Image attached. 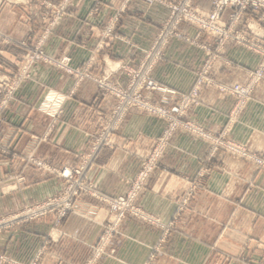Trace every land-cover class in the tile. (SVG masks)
Masks as SVG:
<instances>
[{"label": "crops", "instance_id": "0c3cea01", "mask_svg": "<svg viewBox=\"0 0 264 264\" xmlns=\"http://www.w3.org/2000/svg\"><path fill=\"white\" fill-rule=\"evenodd\" d=\"M117 3L118 0H104L99 20L94 22L86 16L87 0L76 1L77 16L61 22L52 38L62 41L64 46L69 44L67 51L74 58L78 55H87L88 58L98 47V27ZM196 4L210 8L211 0H196ZM168 13L160 5L132 3L121 22V28L131 24L123 30L131 44L119 41L108 48L101 45V67L115 70L123 60L137 66L143 51L156 40ZM229 13V10L225 12V21ZM250 16L249 13L243 23H256L264 35V19L258 22ZM180 28L186 34L194 33L187 24ZM200 42L210 43L212 38L203 35ZM205 55L201 47L192 46L182 38H173L165 48V58L153 68L152 77L159 88L149 92V97L156 102L175 103L194 85L195 71L203 64ZM258 60V55L230 43L222 49L221 60L215 64L212 74L222 84L242 82L246 79V70L255 68ZM113 78L127 82L120 71L113 73ZM49 87L68 94L71 92L65 102L64 116L55 123L37 108H31L33 103L42 100L43 90ZM233 104L231 96L221 99L214 91L208 90L202 105L192 108L187 118L194 119L208 130H220ZM114 107L115 99L101 96L92 80L77 81L53 67H38L35 80L18 91L8 110L15 128L8 129L5 144L24 156L42 158L52 166L78 165L87 161V175L97 184V190L105 196H118L125 191L123 180L138 170L143 156L163 132L165 121L132 109L116 129H108L106 122ZM26 120L32 123L30 128L21 126ZM230 136L246 144L251 151L264 148V81ZM208 149L205 142L177 130L161 160L164 167L154 171L139 204L164 222L171 221L187 186L185 176L190 178L196 174L208 155ZM24 165L23 161H4L7 168ZM212 166L206 189L197 194L182 214L158 264H217L221 259L220 249L244 253L253 264L264 263V171L251 169L245 160L220 155L213 158ZM23 174L26 186L20 191L0 194V214L61 194V180L54 174L30 167H25ZM75 199L73 209L53 229L51 254L46 261L83 264L109 221V209L104 201L84 193ZM53 218L49 215L24 229L20 239L22 245L25 243L23 247L28 238L35 239L36 243L42 238L43 231L51 230ZM122 230L123 240L116 255L104 257L99 264H143L158 238L152 227L130 217L125 220ZM8 234L3 233L0 252L12 246ZM248 240L259 243L255 245ZM179 251L185 257L179 258L176 255Z\"/></svg>", "mask_w": 264, "mask_h": 264}, {"label": "rangeland", "instance_id": "374dc122", "mask_svg": "<svg viewBox=\"0 0 264 264\" xmlns=\"http://www.w3.org/2000/svg\"><path fill=\"white\" fill-rule=\"evenodd\" d=\"M76 1L80 2L0 0V194L20 191L22 186L27 185L26 176L23 174L25 167L54 174L61 180L59 196H50L39 202L24 204L11 213L0 214V240L4 237V232H9L8 239L12 240V246L0 252V264H63L46 261L47 256L51 254L53 229L67 217L73 209L75 198L82 193L104 201L110 214L109 221L83 264H99L104 257L116 255L123 240V224L128 217L152 227L157 232L158 238L151 246L143 264H158L167 251L182 214L197 194L206 189V180L211 175L212 160L216 155L245 160L251 169L264 171V148L251 151L246 144L230 136L264 81V35L260 33V27L256 23H243L249 13L250 17L258 22L264 19V0L245 10L232 7L219 10L215 0H211L210 8L198 6L196 0H118L102 26L98 27V47L88 58L87 55L74 58L67 51L69 44L64 46L62 41L52 38L61 22L77 16ZM103 2L104 0H87L86 16L91 18L88 20L98 22ZM135 2L148 6L160 5L169 11L168 16L161 24L152 46L143 51V57L137 66L123 60L115 70H107L105 66L102 68L99 55L102 51L101 45L108 48L119 41L131 44L123 34V30L131 24L121 28V22L129 13V6ZM227 10L230 13L225 21L223 16ZM182 24L192 28L193 35L183 32L180 28ZM203 35L211 37L212 42H200ZM173 38H182L192 46L201 47L206 55L203 64L195 71V82L190 90L181 95L175 103L166 104L152 100L148 93L159 88L158 82L152 77V71L154 66L165 58V48ZM230 43L258 55L259 60L255 68L246 70L245 80L226 85L214 78L212 71L215 64L221 60L222 49ZM41 66L61 70L77 81L92 80L98 86L101 96L114 98L115 107L106 122L108 129H116L132 109L165 121L163 132L155 139L152 149L143 156L138 170L123 180L124 193L118 196L101 194L97 190V184L87 175V161L78 165L52 166L42 158L34 155L24 156L5 144L8 129L15 128L8 110L18 91L35 80L36 70ZM117 71L125 76L126 83L113 78V73ZM53 89L45 88L42 100L37 104L33 103L31 108H37L55 123L64 116L65 102L71 92L68 94ZM208 90L214 91L221 99L229 96L234 98V104L220 130H208L194 119L187 118L192 108L202 105ZM29 122L30 120H26L21 126L30 128L32 123ZM177 130L188 132L205 142L209 149L196 174L190 178L185 176L187 186L177 211L171 221L164 222L144 209L139 204V199L146 191L154 171L163 166L161 160ZM4 161H23L25 165L7 168ZM49 215L54 217L53 228L47 232L43 231L42 238L36 243L35 239L28 238L23 247L25 243L22 245L20 241L23 230L30 228L32 222ZM252 241L248 240L250 243ZM258 243L259 241H253L255 245ZM218 251L221 259L217 264H253L244 253H233L224 249ZM182 253L179 251L176 255L183 258L185 254Z\"/></svg>", "mask_w": 264, "mask_h": 264}, {"label": "built area", "instance_id": "2783aa9c", "mask_svg": "<svg viewBox=\"0 0 264 264\" xmlns=\"http://www.w3.org/2000/svg\"><path fill=\"white\" fill-rule=\"evenodd\" d=\"M258 1L260 2V0H215V5L217 8H219V10H222L226 7L240 8L245 10L247 7L257 6ZM174 14H176V11ZM114 207L116 208V206Z\"/></svg>", "mask_w": 264, "mask_h": 264}]
</instances>
